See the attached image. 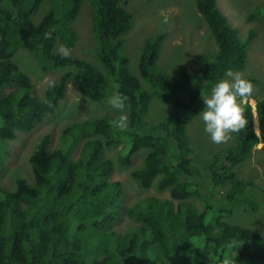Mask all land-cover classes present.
I'll return each instance as SVG.
<instances>
[{
  "label": "trees",
  "instance_id": "16d2710c",
  "mask_svg": "<svg viewBox=\"0 0 264 264\" xmlns=\"http://www.w3.org/2000/svg\"><path fill=\"white\" fill-rule=\"evenodd\" d=\"M42 1L0 0V174L8 158L3 151L19 147L20 136L32 134L55 114L70 83L83 100L99 106L117 93L126 98L127 127H115L114 118L70 121L57 147L50 148L48 135L32 144L26 155L28 171L13 188L0 186V264H222L230 241L236 242L232 264H264V233L223 217L237 207L231 199L243 194L250 204L241 213L257 214L262 208L264 214V179L242 181L236 172L256 144H264V88L258 87L254 106L260 138L253 131L252 108L246 106L245 129L231 133L232 145L209 160H196L186 140L187 125L202 109L203 85L207 90L227 69L244 71L255 32L250 29L239 40L217 0H197L196 17L207 27L215 51H207L209 45L199 48L204 54L192 56L190 71L181 66L177 81L161 71L167 36L156 34L138 56V77L122 55L123 37L133 19L122 0H86L96 65L58 53L60 45L70 49L76 40L71 26L81 17L83 0H49L48 12L35 23L32 18ZM231 2L232 7L240 3ZM259 16L264 17V0L245 21ZM20 49L34 56L42 75H59L41 97L26 72L13 63ZM154 98L172 106L160 123L146 120ZM118 146L115 157L106 156ZM142 150L146 154L141 165L129 170L133 186L140 191L156 187L168 197H145L126 207L124 215L132 221L117 232L125 189L110 175L115 165L130 168ZM226 185L225 200L215 206L211 200L216 188Z\"/></svg>",
  "mask_w": 264,
  "mask_h": 264
},
{
  "label": "rangeland",
  "instance_id": "374dc122",
  "mask_svg": "<svg viewBox=\"0 0 264 264\" xmlns=\"http://www.w3.org/2000/svg\"><path fill=\"white\" fill-rule=\"evenodd\" d=\"M233 2H231V0H217L216 4L227 16L230 25L232 27H238L241 30L238 34L239 40L244 39L248 30L252 29L255 32V37L253 39L254 45L252 48L250 47L248 60L242 72L245 78L251 80L254 86L251 99L255 106L257 92L260 90L259 88H264V24L261 22V19L264 17L259 16L254 20H250L252 21L251 23H247L245 19L246 15H250L261 8L262 0H239L241 4L238 3V5L232 7ZM195 3L197 5V0H122V5H124L125 9L133 14L129 33L123 37L122 55L129 60V69L135 76H140L137 61L144 42L154 37L156 34L163 33L167 36L163 43L167 56L165 57L166 59L159 60L162 68L161 71L168 72L169 76L172 78L174 77L177 81H181V78H179L181 66H184L183 69L187 68L190 71L195 65L192 56L194 54H204L201 53L204 49L199 50V48H205L209 45V48L206 50L208 51V49H210L212 52L215 51L211 44H209V41L211 42L213 40L211 39L212 36H210L207 27L200 18L196 17L198 14L194 9ZM50 4L52 3L49 0L42 1L37 14L32 18L33 22H39L48 12ZM80 15V19L74 21L72 23L73 26H71L74 27L73 30L76 34V40L70 48V54L77 59L96 65L98 63L97 57L91 52L94 46L91 31V8L86 0H83ZM190 32L193 34V37L190 36ZM35 62L34 56L22 49L18 50L13 58V63L20 66L26 72L38 97H41L45 87L55 82L59 75L56 77L52 73L46 76L42 75L38 72L40 69ZM142 84L144 89H149L146 82L142 81L141 85ZM206 88L207 86L204 84L202 96L210 90V87L207 90ZM167 104L170 105L160 99H152L149 103L146 120L149 121L148 119H151L153 122L160 123L163 119H166L172 111V106H168ZM246 106L252 108V113L253 110L255 111L252 105L246 103L244 108ZM203 107L204 105L202 102L201 111ZM120 114L121 110L112 107L108 102L103 106H99L83 100L77 93L75 84H68L66 97L62 100V104L58 105L55 114L39 124L32 134L20 136L18 138L20 142L19 147L12 148V145H10L9 149L3 151V153H8V158L5 162V170L0 174V186L4 188H13L14 181L22 172L25 174L28 171L26 155L32 148V144L38 139L48 135L50 148H55L59 145L60 133L69 125L70 121L83 122L95 118L118 119ZM124 114L126 113L124 112ZM252 126L253 129L258 126L253 117ZM186 140L187 143L189 142V148L193 152L194 158L196 160L202 159L207 161L211 156L216 155L222 149L231 146L233 137L232 134H230L229 140L221 144L211 142L208 135L203 131V123L199 115H197L186 127ZM258 144L259 146H257ZM0 147H3L1 143ZM120 147L121 146L108 149V151H106V156L115 157ZM169 148L172 147L169 146ZM145 154V150L138 152L132 160L130 168L115 165V170L113 174L110 175L122 184V189H125L123 196L119 199L122 211L119 216V221L114 227L117 232L124 230L125 227L128 226V222L132 221L124 215L123 211L126 207L139 200H143L145 197H157L161 200L168 197L167 192H159L156 187L140 191L133 186L129 170L139 167ZM74 155L76 156L77 153L74 152L72 154V159ZM196 162L200 164L198 161ZM193 166L198 170L195 163H193ZM236 172L237 178L242 181L251 180L254 177L264 179V144L262 142L259 141V143L256 144L251 157H249L245 163L238 166ZM188 180L193 181V178H189ZM226 186L227 187L216 188V196L211 200L215 206H217L218 202L222 205L223 200H225L223 196L226 194L229 185ZM194 200L195 197L191 198L190 202L193 203ZM231 200L232 203L233 201L235 202L237 207L229 216L223 215L224 219L233 225L249 228L254 227V229L264 233V214L262 208L257 214H251L250 211L248 213H241L240 210L243 208H249L250 202L247 196L245 194L237 195ZM196 203L195 201V204ZM224 207L228 211L227 205ZM232 210L233 207L231 211Z\"/></svg>",
  "mask_w": 264,
  "mask_h": 264
},
{
  "label": "clouds",
  "instance_id": "9594fccd",
  "mask_svg": "<svg viewBox=\"0 0 264 264\" xmlns=\"http://www.w3.org/2000/svg\"><path fill=\"white\" fill-rule=\"evenodd\" d=\"M236 28L240 33L241 30L238 27ZM237 37L239 39L238 34ZM58 53L60 56L67 58L70 55V49L60 45ZM253 87L251 80L245 78L242 72H233L231 69H227L224 73V78L215 82L210 87V90L200 97L204 107L198 115L203 123V131L208 135L211 142L215 144L227 142L231 133H238L245 129L248 118L244 114V105L247 103L252 105L254 109L251 99ZM125 99L119 93L108 98V103L112 107L121 110L118 119L114 121L115 127L119 129L127 127V116L123 112ZM252 117L255 118V122L258 125L260 116L254 110ZM253 131L257 138L261 137V129L258 126ZM235 247V241L227 243L226 248L229 255H226L222 264H232V256L230 254Z\"/></svg>",
  "mask_w": 264,
  "mask_h": 264
}]
</instances>
